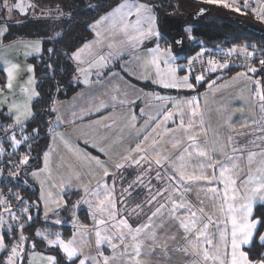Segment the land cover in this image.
Returning a JSON list of instances; mask_svg holds the SVG:
<instances>
[{"label":"crops","instance_id":"1","mask_svg":"<svg viewBox=\"0 0 264 264\" xmlns=\"http://www.w3.org/2000/svg\"><path fill=\"white\" fill-rule=\"evenodd\" d=\"M195 1L202 5L196 10H202L204 7L215 9L217 5L208 3L206 0ZM17 2H22L26 8L25 13H29L32 7H29L31 5L29 0H8V6L11 7ZM122 3L144 4L134 0H125L102 14L90 24L91 37L70 55V59L76 67L75 75L79 88L70 97L57 100L53 104L49 143L43 152L41 165L37 168L38 171L42 170L33 177L31 175L39 190L41 206L52 204L48 200L49 190L52 191V194H60L63 203L65 194L77 190L81 192L78 203L88 197V199L95 201L96 205L99 200L105 198L104 184L110 181L111 174L92 183L86 177L89 172L93 171L95 160L91 158H98L105 166L114 167L113 165L117 163L138 165L133 161L140 159L141 156L150 159L148 162H153L157 167L161 166L168 172L162 183L165 187L168 183L167 188H170L171 195L173 190L189 188V186L204 189L214 186L220 189V196H214L213 193L209 194L216 199L211 203L213 206L216 203L219 205L218 201L222 196L224 186L218 180L211 184L205 181L183 183L179 182L178 179L172 181L168 178V174L178 175L176 169L182 163L186 165L183 169L186 174L193 172L199 174L198 164L207 159L206 157H198L195 150L189 147L192 142L187 139L188 135L196 136V144L209 153L212 162H220L229 168H232L233 164L236 165L230 174L236 179L239 195L243 197L245 194L244 184L248 175H260L258 169L264 168V163H262L264 155L260 154L264 152V110L261 109L262 102L257 96L258 86L254 83L257 80L260 81L259 88L264 85V73L256 75V73L249 72L243 67L222 75L220 72L224 69L218 68L215 72L207 71V77L197 83L195 77L190 75L187 67L185 72H179L181 57L176 54L172 44L161 30L157 16L149 5L145 4L150 11L142 12L141 16H154L155 21L153 23L149 19L142 18L141 27L145 31L152 27L154 31L160 33L159 38L150 36L145 38L143 43L129 41L128 36L136 35L135 29L129 27L125 32L122 30L123 23L118 21L107 23V19L116 13L118 7L123 5ZM248 3L251 8L258 7V0H248ZM0 5H3V0H0ZM217 6L220 7L219 10L237 13L222 5ZM124 9L121 10L124 13L129 10L124 11ZM131 10L133 15L125 16L129 17L130 20L136 16L135 8ZM25 13H21L19 10L9 12L0 8V28L7 27V23L14 22L15 16H21ZM240 14L244 15L240 17V21H243L246 27L255 31L264 29V20L258 19L252 11L242 8ZM130 20L129 24L133 23ZM2 38L3 36H0V72L4 77V83L3 87H0V110L5 108L15 123L17 113L12 105L23 106L28 104L31 111V103L37 96L31 95L32 91L36 92V90L33 66L29 60L40 55L42 46L41 40L37 38L19 37L7 42H3ZM157 45L162 51L161 68H166L163 59H168L167 53L170 51L175 60L169 59V63L177 67L176 76L188 75L189 82L194 85L193 88H165L161 84L153 82L158 79L155 66L146 62L152 56L149 49H154ZM37 46L40 49L38 52L34 51ZM240 47L242 46L237 48ZM247 52L253 53V50L248 47ZM26 53L30 54L26 55ZM77 53L79 59L74 55ZM233 54L248 56L247 53L239 51ZM100 57H103V60ZM13 63L19 65V70L18 75L13 80L12 88L8 89L6 87L7 73L4 69ZM219 63L224 62L220 61ZM29 66H31V71H28ZM209 68L210 66L207 64V69ZM241 72L247 75L238 76V73ZM29 80H32L33 83L30 84ZM201 84H203L202 87H200ZM197 87L202 89L196 91ZM22 88H28L29 92H23ZM29 96H31L30 100ZM156 96L167 99L157 100L155 99ZM193 97L198 103V112L195 117H192V130L185 131V129L179 128L181 116L175 106L179 102V108L184 113L183 119L187 125L191 116V108L187 102ZM161 105H163V109ZM164 111L174 113L173 120H169L166 124L162 123ZM28 118L21 117V120L24 122ZM165 129L171 131H165ZM146 136L148 137L147 140L144 139ZM230 137L231 139H229ZM177 139L180 140V144L173 148ZM153 141L156 143L153 144ZM137 144H140L141 148L144 149L143 152L135 151ZM185 148H188L193 155L189 158L187 154H184V160L181 161L179 157L184 153ZM233 149H237V151H233ZM250 152L257 153L251 164L248 162ZM157 154H162L168 159L162 160V163L158 165L153 161L157 158ZM125 157L131 158L125 160ZM46 161L47 169L45 170ZM69 164L74 167L71 169ZM31 173H36V171H31ZM206 174L211 176L213 169H206ZM215 174L219 176V168L215 169ZM71 175L77 176L76 183H69ZM53 182L59 183L58 186L55 188L51 186ZM251 187L253 185H248L249 190ZM85 188H87V192H85ZM97 190L100 192L99 197L95 195ZM42 193L43 199H41ZM256 204H264V202L257 200L254 205ZM109 211L112 210L109 208ZM179 211L181 210L179 209ZM165 214L168 216L167 213ZM183 214V212L177 213V215ZM121 219L122 217H120ZM96 220L110 221L113 219L109 218L106 211L99 212ZM84 226H91V222ZM98 230H101L102 236L112 237V243L116 245V248L111 250L107 247L108 243L105 242L102 245V250L95 251L94 257L99 261V264H104L103 256L109 257L108 264L122 263V259L125 260L124 255L127 256L128 254L138 260L140 254H136L133 244L141 245L144 241L148 244L152 242L154 247L149 245L148 250L140 251H145L141 254L142 258L149 253L151 258L152 256L157 258L155 261L157 264L160 261L166 262L165 264H186L191 260H196L197 264H200L199 262L204 260L203 249L201 252H196L199 256L194 258L193 247H182L181 243H179L180 245L178 243L173 245L172 240L164 241L162 247L164 250L157 251L156 242L148 240L149 234H147V240L140 242L138 237L132 241L122 240L119 232L112 231L111 227L99 226ZM169 230L162 228L158 231L154 230L153 233L156 235L155 237L164 235L168 238L169 236L180 238L187 236L188 238L193 237L195 233L194 231L171 232ZM199 230L201 229L197 231ZM206 235L209 238L216 234L215 231L210 232L207 229ZM130 242L132 244L129 246ZM188 243L192 242L188 241L187 245ZM227 243H229L228 240ZM204 244L206 245L204 248H209L212 251L211 246ZM213 244L217 245V242L213 241ZM219 246L221 250L222 242ZM245 246L247 245L241 246L242 250ZM2 250L0 249V254ZM227 251L230 254L229 244ZM99 252H103V256L98 255ZM29 253L31 256L33 253L36 254L33 256L34 259L40 257L46 259L50 256L33 250ZM77 257L79 258L78 264L81 257L79 255ZM43 264H48L47 259ZM85 264H93V262L89 260L85 261ZM142 264L146 263L142 262Z\"/></svg>","mask_w":264,"mask_h":264},{"label":"trees","instance_id":"2","mask_svg":"<svg viewBox=\"0 0 264 264\" xmlns=\"http://www.w3.org/2000/svg\"><path fill=\"white\" fill-rule=\"evenodd\" d=\"M29 1L32 5L29 13L21 15L20 21L7 23L8 31L2 38L3 42L19 37L37 38L41 40L42 51L40 55L29 60L33 66L35 90L38 93L31 103L32 115L22 124H15L5 108L0 110V148L3 149L0 151V200L6 201V203L0 204V221H2L0 225L1 235L7 246L0 254V264H7L11 248L18 243L22 244L23 252L15 258V264H28L27 255L32 250L55 257L56 264H77L78 257L69 260L58 247L47 245L45 240L35 233L37 230L48 229L50 232L52 230L59 233L62 239L69 238L73 232L69 224L73 212H76L80 223L89 224L90 217L86 208L81 207L74 210V204L78 203L81 192L76 190L65 194L64 204L48 214L46 219L41 210L37 184L30 177V172L40 167L43 152L48 146L49 133L52 129L53 104L57 100L70 97L79 88L75 75L76 67L71 61L70 55L91 37L90 24L125 0ZM134 1L147 4L152 8L163 32L161 26L163 15H186L191 12L195 14L196 9L202 6L195 0ZM44 10L52 11L51 17H42ZM202 10L199 17L192 18L193 15H190L191 18H185L182 23L186 49L183 52L176 51V54L181 57L179 60L180 73L186 71L192 54L201 49L211 53L218 49L227 50L233 46L248 45L253 52L255 51L254 54L258 55L257 59H264V35L242 24L240 17L244 15L227 12L224 16L216 11L213 13L212 10L215 9L207 7ZM166 37L169 40L167 35ZM252 45H255V48ZM228 64L229 67L220 72L222 75L243 68L232 61ZM256 69L257 71L254 72L256 75L264 73L263 67ZM3 83L4 77L0 72V87H3ZM202 86L203 84L200 87ZM198 89L202 88L197 87L196 91ZM9 125L11 127H8ZM6 128L7 131H5ZM11 134L24 138V142L19 147L10 148L9 136ZM24 156L29 157L27 164L21 163ZM162 182L163 180L160 184L158 183V187L168 191ZM167 191L164 193L166 194ZM144 193L143 188L139 193L135 192L133 196L136 198L133 199V202L140 201ZM164 196L157 198L161 199ZM143 203H139L140 206ZM25 207L28 208V212L21 211ZM4 211H8V214ZM12 215L18 219L14 221ZM29 215L32 217L31 220H28ZM5 217H7L6 223ZM252 218L264 222V204L254 205ZM57 219L61 223L56 225ZM130 221L135 220L130 219ZM20 225H24L23 229ZM16 231H19L27 239L19 241V233ZM263 231L264 223L258 224L257 234L254 236L252 244L243 247L244 251L249 252V258L253 261L261 259V253H264V246L259 241V234H262ZM33 244H35L34 248Z\"/></svg>","mask_w":264,"mask_h":264},{"label":"snow or ice","instance_id":"3","mask_svg":"<svg viewBox=\"0 0 264 264\" xmlns=\"http://www.w3.org/2000/svg\"><path fill=\"white\" fill-rule=\"evenodd\" d=\"M206 2L211 3V4H217V5H222L225 8L233 9L237 13L241 12V7L248 9L252 11L258 19L264 20V0H258V7L251 8L249 6L248 0H244V3L242 6H235L236 0H206ZM32 5H29L31 7ZM0 8L6 9L7 11L11 12L14 10H19L21 13L26 12V8L23 5L22 2H17L11 7L8 6V0H3V5H0ZM127 8L129 9L126 13H124V16H132L133 12L131 9L135 8L136 12V20L129 24L127 21L124 22L122 30L127 32V29L129 27L135 29L136 35L135 36H128L129 41H138L140 43H143V40L147 37L150 36H156L159 38L160 33L157 31H154L152 27H149L146 31L142 29L141 27V19H149L151 21H155L154 16H146L142 17L141 13L142 12H149L150 9L147 5L145 4H139V5H132V4H123L118 8L116 11L120 12L121 9ZM203 11V10H201ZM123 19V16L121 17ZM8 31L7 27L0 28V36H3L6 32ZM177 44H180L181 41L177 40ZM135 46V45H133ZM248 45H244L240 47L239 49L236 46H233L231 49L226 50L225 54L226 55H232L233 53H236L237 51L241 53H247L248 56H251L252 53L247 52ZM253 48H255V45H252ZM34 51H40L39 47L37 46ZM150 53L152 54L151 59L147 61V64H151L155 66L156 69V75L158 77L157 80L153 81L154 83H159L165 88H193L194 85L189 82V76L184 75L183 77H177L176 76V71L177 67H174L172 64L169 63L170 60H175V57L171 56L170 51L167 53L168 59H163L164 65H166V68L162 69L160 64L162 60V51L157 45L156 48L154 49H149ZM204 49H201L199 53H197L196 57H193L192 59H189L188 61V70L191 73L192 71V64L193 61L202 56L204 53ZM30 53H26L28 55ZM76 55V58L79 59V55ZM101 60H103V57H100ZM208 65L210 66L209 69H206V71H212L215 72L218 68L219 69H225L229 67V64L227 61L224 63H219L218 61H215L214 59H209L207 61ZM260 64L264 65V59L260 60ZM18 70H19V65L18 64H10L8 67L4 69V71L7 73V84L6 87L8 89H11L13 86V80L16 78L18 75ZM28 71H31V66H29ZM249 72H256L257 69L252 67L248 69ZM247 74L244 72L238 73V76H246ZM205 77L203 74L195 76V80L197 83L200 81L204 80ZM29 83H33L32 80H29ZM87 83V81H85ZM214 83V82H213ZM254 83L258 86V91H257V96L259 97V100L262 102L261 103V109L264 110V90H260V81H254ZM23 92H29L28 88H22L21 89ZM32 96L38 95L34 90L31 93ZM31 99V96H29V100ZM155 99L157 100H165L167 99L166 97L162 96H156ZM191 108V116L188 120L187 125H185V121L183 119V111L179 108V102L176 104V109L179 112L181 119H180V124L179 128L185 129V131H190L193 128V123H192V117H195L198 112V103L196 102V98L193 97L191 100L187 102ZM12 108L16 110V116H15V123L16 124H22L23 121L21 120V117H24L25 119L30 117L32 115L29 105L24 104L23 106L21 105H16L13 104ZM161 108L163 109V105H161ZM174 113L172 111H164L163 114V119L162 123H167L169 120H173ZM8 127H11L9 125ZM7 131V128L5 129ZM165 131H171L170 129H165ZM27 139V137H25ZM145 140L148 139L146 136L144 138ZM187 139L191 141L192 143L189 145L190 148H193L195 150V153L198 157H206L205 162H200L198 164L199 168V174H196L193 172L192 174H186V172L183 170L186 165L181 164L178 169H176L178 175H173L170 176V180H177L179 182L183 183H194V182H200V181H205L208 182L209 184L219 181L220 183L223 184V193H222V200L223 203L220 205V211L225 213L227 220L225 221V230L220 232V241L223 243V247L225 251L221 253L220 246L219 245H214L213 240L207 238L206 235V230L208 228V224L204 225L203 230H199L197 232V237H204V243L212 247V251H209V248H204L203 249V259L205 261L211 260L213 262H218V264H264V253H261L262 258L259 259L258 261H253L249 258V252L242 250V245H251L254 236L257 234V226L258 224H262L260 219H252L253 216V207L254 203L259 200L264 202V168L258 169L260 172V175H248L247 180L244 184L245 187V194L243 197H240L238 189L236 187V179L233 178V176L230 174L232 172V168H235L236 165L233 164L232 168H229L227 165H223L220 162H212V158L209 155L208 152H206L204 149L198 147L196 144V136L195 135H188ZM231 139V137L229 138ZM11 140L13 141L14 145H19L21 142L15 138V136L11 137ZM143 143V142H142ZM156 142L153 141V144ZM180 144V140L177 139L176 142L173 144V148H176ZM0 151H3L2 148H0ZM103 151V149H101ZM135 151L137 152H143L144 149L141 148L140 144H137ZM233 151H237V149H233ZM184 154H187L189 158L192 157L193 153L188 150V148L184 149V153L181 154L179 159L181 161L184 160ZM261 155H264V152L260 153ZM257 155V153L250 152L248 154V162L251 164L253 161L254 157ZM131 157H125L124 159H130ZM95 160L96 164L103 168V175L105 177L109 176L110 173L108 171V168L104 166L103 162L100 161L98 158H91ZM145 159V157L141 156L140 159L133 161L135 164H139L140 160ZM168 157H163L160 158L159 154H157V158L155 160L156 164H161L162 160H167ZM231 159V157H229ZM29 160L28 156H24L21 160V163L27 164ZM264 163V161H262ZM117 169L123 168L124 165L122 163H117L115 165ZM219 168V176L215 174V169ZM47 169V161L45 162V170ZM206 169H213V174L211 176L206 174ZM36 173H33L35 175ZM139 179V178H138ZM157 179H160V174L157 173ZM253 185L251 189L249 190L248 185ZM114 187V186H113ZM131 187V185L129 186ZM104 191H105V198L103 200H99V203L97 205V209L100 212H108V216L110 219L115 218V212L114 211H109V208L115 209L116 207V202L115 199L113 198V190L109 189L107 185H104ZM125 191H128L125 189ZM167 191L166 189L158 191L156 195L152 196L151 199L148 200V203L151 204L154 200H156V196L163 195V193ZM185 191H190V189L186 188ZM207 191L211 192L214 194V196L219 197L220 196V189L217 187H209L207 188ZM85 192H87V188H85ZM95 195L99 197L100 192L97 190ZM130 195V193H129ZM52 193H48V197L51 198ZM17 199H20V197H17ZM41 199H43V193L41 194ZM62 199V198H61ZM242 199V203H237L238 200ZM85 203H88L89 206L91 207V204L89 201L85 200ZM6 203L4 200H0V204ZM47 203V202H46ZM53 204L56 205V208L61 207V202L60 200H53ZM107 205V207L105 206ZM165 205L161 204L160 208H163ZM186 207L185 202L177 203L176 201L172 202V214L173 216L176 215V211L178 209H184ZM160 208L157 209V212L160 211ZM10 211V209H8ZM23 212H28V208L25 207L21 209ZM54 209L52 208H47L45 211V218L47 219L48 213L53 212ZM200 212H203V209H199ZM153 216L156 215L154 212L152 214ZM179 219V217H176ZM13 219H18L15 215H13ZM32 217L29 215L28 220H31ZM151 219V218H150ZM211 218H209L210 220ZM2 223V221H0ZM56 224L61 223L59 219L55 221ZM97 224H104V220H99L96 221ZM119 223L123 225L124 228H127L129 232L132 234L133 240L136 239V235H138L141 232V228H136L132 229L131 225L128 223L126 219L120 220ZM230 223L231 225V232H230V254L227 251L228 249V236L229 233L227 231V224ZM181 227L184 228L185 232H191L193 229L196 228L197 225V213L196 211H192L191 207L187 208V220L181 219L180 220ZM21 229H23L24 225H20ZM147 227V225H145ZM37 236H43L44 239L47 240V243L49 245H59L60 249L66 254L67 258L69 260H72L73 257H77L78 253L81 251L80 245L77 243V240L75 238V235L73 239L70 240H63L61 239V236L59 233L55 234V239H49L47 236H45L44 232L37 230L35 233ZM96 244L99 246L104 242H107L110 247L113 249L116 248V245L112 243V237H103L101 236V232L99 230L96 231ZM27 237H25L23 234L19 236V241H24L26 240ZM121 239H123V233H121ZM259 241L262 246H264V234H259ZM7 246L4 243V237L0 235V249H4ZM35 247V244H33V248ZM139 244H135L134 248L136 250V254L139 255ZM195 249V245H193ZM23 252V246L22 244L18 243L14 245L11 248L10 255L7 257V264H15V258L20 256V253ZM36 254L33 253V256ZM98 255L103 256V252H99ZM48 261V264H56V258L49 256L46 258ZM104 259V264H108L109 257L108 256H103ZM86 260H92L93 264H99V261L96 260L95 257H88L85 256L84 259L79 260V264H85ZM136 264H140L139 261L136 262Z\"/></svg>","mask_w":264,"mask_h":264},{"label":"rangeland","instance_id":"4","mask_svg":"<svg viewBox=\"0 0 264 264\" xmlns=\"http://www.w3.org/2000/svg\"><path fill=\"white\" fill-rule=\"evenodd\" d=\"M122 4H126V3H122ZM127 4H129V3H127ZM235 6H237V2L235 3ZM219 8L220 7L216 5L215 10H212V12L214 13L216 11V13L217 12L222 13L224 16H226L227 10H225V11L216 10ZM126 9L127 8H125L124 11ZM121 10H120V12L116 11V13L111 15L109 17V19H107V23L110 24L111 22H117V21L120 23H123V24L125 21H127L129 23L130 18L125 17L124 12ZM51 13H52V11L44 10V14H42V17H51ZM38 14L41 15L40 13H38ZM122 16H123V19H121ZM2 18H4V15H2ZM136 18H137V16H135L130 21L134 22L136 20ZM20 19H21L20 16H15L14 21H20ZM262 86H264V85H262ZM262 86L260 87V90H264V87L262 88ZM12 136H15V135L11 134L9 136L10 148L19 147L24 142V138H20V137L15 136V138L17 140H19L21 143L19 145H14L13 141L11 140ZM163 156L164 155H162V154L159 155L160 158H163ZM148 160H150V159L146 158L144 160H140L142 162L139 163L138 165L123 164L124 167L120 168V169H117L115 167V165H113L114 167H108V166L104 165L105 167L108 168V171L111 174L110 181L106 185L109 189L113 190V198L115 199V202H116L115 209L110 208L112 211L115 212V218L113 220L105 221L104 224H97L96 221H98V220H96V217H97L98 213L100 212L97 209L98 203L95 205V201L88 199V197H85L79 203L74 204V210L75 211L81 207L86 208L89 212V217L91 219L90 220L91 226H84L77 219L76 212H73L71 215V220L69 221V224H70L73 232L69 238L64 239L65 241L73 239V237L75 235L77 243L80 245V248H81V251L78 253V255L81 257V259H84L85 256L94 257L96 254L95 251L102 250V245H104L105 242L99 246L96 244V239H97L96 231L99 229V226L100 227H103V226L111 227V230L119 232V235H121V233H123V236H127V237H123L122 240H125V239L131 240V241L133 240L132 234L129 232V230L127 228H124L123 225H121L119 223L120 217H122L121 220L126 219L128 221V223L131 225V228L133 230L138 228V227L142 229L141 232L138 235H136V239L138 237L140 239L139 240L140 242L142 240H147V234H149L150 237H148V240L156 242L155 245L157 246V251H163L164 250L162 248L164 241L166 242L167 240H169V241L172 240L173 245L177 244V243H178V245H180L179 243H181L182 247H184V246L185 247L186 246L193 247V245H195V249H194V247L192 248V252H194L193 256L195 258L198 255V253H196V252H201L202 249H204V247H206V245L204 244V237H199V238L197 237V232H198L197 230L198 229L203 230L205 224H208L207 229L210 230V232L213 230V231H215V234H216L214 236H210L209 239H212L213 241L217 242V245H219L221 243L220 232L225 230V221L227 220L225 213L220 211V205L223 203L222 198H220L218 201L219 205L216 203V205L213 206L211 202H214L216 199H214V197H212V195H209V194H212L211 192L207 191V189H204V188H197L196 186H194V187L189 186L188 189H190V191H185L186 188L180 189V190L177 189V190H173L172 195L170 193V188H168L167 193L166 194L163 193V195H165L163 198L158 199L157 198L158 196H156V200H154L151 204H149L148 200L151 199L152 196L156 195V193L158 191L163 190L162 188L158 187V185L160 184V182L163 180L164 176L168 172L166 170H164L163 167H161V166L157 167L153 162H148ZM151 160H153V159H151ZM155 160H153V161H155ZM69 165H70L71 169L74 167L72 164H69ZM41 170L38 171V169H34L32 172L36 171V174H37L38 172H41ZM157 173L160 174V179H157ZM31 175L33 177V173L30 172V177H31ZM173 175L174 174H168V178L170 176H173ZM86 177L92 183L94 181L98 180L99 178H103L104 177L103 168L99 167L95 162L93 164V171L89 172V174ZM76 181H77V176L71 175L69 183L70 184L76 183ZM172 181H175V180H172ZM58 184L56 182H53L51 184V186H54V188H55L56 186H58ZM167 184H166V187H167ZM130 185H131V187H129ZM142 188L145 191L143 197L141 198L140 201L133 202V199L136 198V196H133V194L135 192L139 193L142 190ZM125 189H127L128 191H125ZM49 192H50V190L48 191V193ZM55 192H57V191H55ZM129 193H130V195H129ZM180 193H181V195H180ZM160 196H162V195H160ZM178 199H180V200H178ZM48 200H50V203H52L53 200H60L62 205L64 204L61 200L60 194L55 195V193H54V194H52L51 198H49ZM85 200L90 202L91 207L89 206L88 203L84 202ZM173 201H176L178 204L181 202H185V204H186V207L184 209H180L181 211H179V209H178L176 211V216H173V214H172V202ZM141 202H144V203L140 206L139 203H141ZM242 202H243V200H241V199L237 201V203H242ZM161 204H164L165 206L163 208H160ZM105 206L107 207V205H105ZM46 207L52 208V209H54V211L57 210L56 205L53 203L49 204L47 206L43 204L41 206V208H42L41 210H42L43 214H45ZM188 207H191L192 211H196V213H197V225H196V228L192 230L195 232L193 237L187 238V236H186L185 238H180V237H176V236H174V237L169 236V238H168V237H165L164 235H161L160 237H155L156 235L153 233V231L154 230L158 231L159 229H162V228L163 229L164 228L170 229L171 232L185 231L184 228L181 227L180 220L181 219L187 220V208ZM149 208H150V210H149ZM158 208H160L159 212H157ZM201 208L203 209V212L199 211V209H201ZM145 211H146V213H144ZM4 212L7 213L8 211H4ZM154 212L156 213L155 216L152 215ZM179 212H183L184 214L183 215H177V213H179ZM165 213H167L168 216H166ZM48 214H50V213H48ZM12 217H13V215H12ZM176 217H179V219H177ZM5 218L6 219H4V221L6 223L7 217H5ZM209 218H211V219L209 220ZM130 219H133L135 221H130ZM13 220L15 221L16 219H13ZM14 224H15V222H14ZM145 225H147V227H145ZM8 228H11V226H8ZM18 229H20V228H18ZM41 231L44 232L45 236H47L49 239H55L56 232H53L52 230L50 232L48 229L47 230L44 229ZM99 231H101V230H99ZM227 231H228V233L231 232L230 223L227 224ZM16 232L19 233V231H16ZM20 235L21 234L19 233L18 239H19ZM102 235H103V233H101V236ZM39 237L44 239L43 236H39ZM103 237H105V236H103ZM44 240H45L46 244L49 245L47 243V240L46 239H44ZM188 241H191L192 243H188V245H187ZM230 241H231V237L228 236V242H229L228 244L229 245H230ZM145 242L146 241H144L141 245H139L140 246L139 247V254L140 255L138 256V260L135 259V257L132 258V256H130V254H128L127 256L124 255L125 260L122 259L123 262L119 263V264H136L137 261H139L140 264H142V262H145L146 264H149V263L154 264L156 259H157L155 256H152V258H151L149 256V253H147L146 256L142 258L141 254H143L145 251L144 252H140V251L148 250L147 249L148 246L152 245L151 244L152 242L149 244H148V242L147 243H145ZM131 244L132 243L130 242L128 245L130 246ZM133 245H135V244H133ZM50 246H56L60 249L59 245H50ZM222 246H223V243H222ZM107 247L111 250L113 249L109 245ZM179 248H181V247H179ZM60 250L62 251V249H60ZM209 251H211V249H209ZM223 251H225L224 247H222L221 253ZM9 254H10V252H9ZM45 255H47V254H45ZM64 255H66V254L64 253ZM183 258L185 259V257H183ZM45 261H46V259H43L42 257H40L39 259H37V258L34 259L33 256L30 255V253H28V255H27L28 264H31V263L43 264ZM86 261H89V260H86ZM165 263L166 262H163V261L158 262V264H165ZM199 263L200 264H218V262H213L211 260H209V263H208V261H205V260H203V262H199ZM155 264H157V263H155ZM186 264H197V262H196V260H191L190 262H188Z\"/></svg>","mask_w":264,"mask_h":264},{"label":"built area","instance_id":"5","mask_svg":"<svg viewBox=\"0 0 264 264\" xmlns=\"http://www.w3.org/2000/svg\"><path fill=\"white\" fill-rule=\"evenodd\" d=\"M237 2V6H242L243 3H244V0H236ZM243 7H241L242 9ZM201 50L199 51H196L194 54H192L191 58L192 59L193 57H196L197 53H199ZM226 50H215L211 53H208L207 51H204L203 55L196 58L194 61H193V64H192V71L190 73V75L192 77H195L197 75H201L203 74L204 77L206 78L207 77V61L211 58V59H214L215 61H222V62H235L237 64H239L240 66H243L244 68H246L247 70L249 68H261L263 67L264 68V65H261L260 64V60L262 58H258L257 59V56L258 55H255V51L252 53L251 56H243V55H236V54H232V55H226L225 54ZM260 57V56H259ZM188 68V66H187ZM189 71V70H188Z\"/></svg>","mask_w":264,"mask_h":264},{"label":"water","instance_id":"6","mask_svg":"<svg viewBox=\"0 0 264 264\" xmlns=\"http://www.w3.org/2000/svg\"><path fill=\"white\" fill-rule=\"evenodd\" d=\"M201 14H202L201 10H196L195 14L191 12L190 14H186V15H183V14H175V15L165 14L162 16L161 26H162L165 34L168 36V38L172 44V47L175 51L183 52L186 49V41H185L184 35L182 33V23H183L184 19L185 18H191L192 15H193L192 18H197ZM241 23L244 24L243 21H241ZM256 32L264 35V29H259ZM177 40L181 41V43L177 44L176 43Z\"/></svg>","mask_w":264,"mask_h":264}]
</instances>
